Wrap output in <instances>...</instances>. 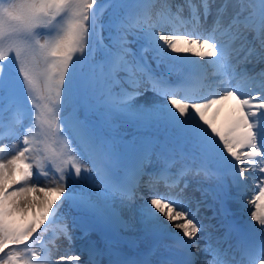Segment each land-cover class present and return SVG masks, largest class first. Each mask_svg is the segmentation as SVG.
<instances>
[{
    "label": "snow or ice",
    "instance_id": "1",
    "mask_svg": "<svg viewBox=\"0 0 264 264\" xmlns=\"http://www.w3.org/2000/svg\"><path fill=\"white\" fill-rule=\"evenodd\" d=\"M105 9H111L107 20ZM129 35L144 42L139 56L128 47L135 42ZM258 65H264V0H0V142L22 135L24 145L6 162L0 156V264H48L35 248L41 238L33 234L45 221H60L64 204L134 230L121 220L114 200L119 197L122 207H131L144 176L150 191L162 185L171 193L153 195L138 209V223L152 238L151 246L136 258L89 244L84 264H104L105 255L107 264H264V68L257 71ZM206 66L215 68L226 86L198 95L196 85ZM239 79L258 80L259 90L252 94L231 86ZM147 92L152 99L134 103ZM80 97L92 101L99 125L70 116ZM229 100L236 101L240 116L222 132L205 112ZM121 119L162 125L170 134L159 143L144 139L131 145V162L121 164L118 139L105 131ZM41 144L45 156H26L39 152L36 146ZM153 156L160 167L149 172ZM45 159L58 173H53L52 187L41 186L38 179L29 183L33 167L41 168ZM249 171L256 174L251 179L258 191L247 204L254 207L251 220L260 227L249 224L250 236L233 243L231 226L217 236L210 231L213 225L197 219L201 201L186 190L189 177L198 178V184L215 180L222 185L230 175L247 209L240 193L247 188L242 181L249 179ZM17 175L20 187L9 191L5 181ZM77 183L82 185L79 191ZM37 189L63 198V203L51 201L37 223L18 224L15 214L31 206L19 198ZM61 232L71 241L66 223ZM200 239L205 240L203 247ZM161 249L172 255L161 254L154 261Z\"/></svg>",
    "mask_w": 264,
    "mask_h": 264
},
{
    "label": "rangeland",
    "instance_id": "2",
    "mask_svg": "<svg viewBox=\"0 0 264 264\" xmlns=\"http://www.w3.org/2000/svg\"><path fill=\"white\" fill-rule=\"evenodd\" d=\"M103 3H105V1L102 2V4ZM110 14H111V9H105L103 19L107 20V18ZM103 36L105 38V43L107 44L108 43V37H109V32L107 31V29L104 30ZM128 39H129V41H135V42L129 43L128 47L131 48L132 52L135 53L136 56H139L141 45L144 43L143 40L142 39L137 40L132 35H129ZM150 53L151 52L145 53V55L147 56ZM77 55H79V54H77ZM193 56H195V55H193ZM197 58H199V57H197ZM94 60H96V61L100 60V53H97L95 55ZM152 66L155 69L154 63L152 64ZM161 70H163V68H161ZM29 107H31V105H29ZM76 107H77V111L75 113H71L70 116H74V115H78L80 117L82 115L87 116L88 120L94 126L99 125L101 123L99 115L93 110L92 101L90 99H88L87 97H80L79 102L76 105ZM63 114L64 113L62 112L61 116H64ZM7 116H8V114L5 113L6 122H7ZM121 120H123V119H121ZM117 121L118 120L113 121V126ZM128 123L134 124V127L129 131H125L123 129L113 130V127L111 129H105L106 133H110V134L115 135L117 137V139H118L117 150H118V152H120L122 154L121 158L129 152L128 149H124V148L130 147L131 145L134 144V142L133 143H126L128 140L132 139L131 135L133 133L137 132L139 135L144 136V134H143L144 132L150 131L154 135V137L159 136L160 134H164V136L168 137V135L170 134V133L166 132L165 128L162 125H151V124H147V123L137 124V123L131 122V121H128ZM142 140H144V139L142 138L140 141H142ZM0 147H5L4 153H0V156H3V158L6 162L7 159L11 158V155H13L17 149L24 147L23 136L17 135V136L12 137V138L5 136L4 140L2 142H0ZM36 147H39L41 150L39 152L27 153L26 156L36 157V158H40V157L45 156V153L43 151V145L42 144L37 145ZM30 162H32L35 165V160H31ZM56 163H58V161ZM32 171H33V177L29 180V183H32V181L38 179L40 181L41 186H47V187L54 186L53 182H51V181H53V173H55V167H54V164L51 160L45 159L41 168H37L34 166ZM37 172H40L39 176H37ZM44 173H48V174L45 175ZM55 174L58 175V173H55ZM18 178L19 177L17 175L14 177H10L7 181H5V184L8 187L9 191H12L14 188L20 187L19 184L15 183V180ZM196 185H198V183L197 182L193 183V181H192V184L189 187L191 189H194L196 187ZM32 192L33 191H30V192L26 193L25 195L21 196L19 198L20 201H23L25 199V197ZM49 196L50 197L47 198L48 200L45 202L46 203L45 209L47 208V205L51 201L56 200L55 194H50ZM62 203H63V198H61V200H56L57 205L62 204ZM55 207H56V205H53V208H55ZM45 209H41L37 204H33V206L26 208L22 212L16 213L14 218L17 221V223H21L22 225L34 224V223L39 222V220L42 218ZM60 214H61L62 219L55 224H59L62 228V226L66 223L68 231L72 236L71 241H69V240L63 241L64 243L59 244V246L56 247L57 249L54 250L52 260L53 261L54 260L59 261L61 264H75L77 262L82 263L80 260L79 261L72 260V259H70V257L79 256L81 258V253L79 251H75L74 248L80 242H84V240L86 238H88V239L91 238L92 240L95 241V243L97 242V240L95 239L96 237H98V239H99L97 228L101 229L102 231L108 232V233H111L112 231H114V232L119 233V234L121 233V234L128 235V234L133 232V230H125L123 228L115 227V225H112V224L103 223L88 213H85L82 211H77L75 209H70L67 204H64V206L60 209ZM55 224H48V222L45 221V224L41 225V228L38 229V231L33 234V237H40L41 238V242L35 244V248L37 251L43 252L46 250L44 247H41V246L45 240H47V239H49L55 235L54 234L55 232L52 231L51 229H49L50 227L52 228ZM140 230H141V227H140ZM134 231L139 233L138 230H134ZM85 232H87L86 238H84ZM92 240H86L85 243H91L92 244L93 243ZM100 240L104 241V242H108L109 239L108 238H105V239L101 238ZM144 240L145 239H142V241H144ZM134 241H135V243L140 244L139 239L135 238ZM27 243H32V238H30V240ZM0 255H3V254L0 253Z\"/></svg>",
    "mask_w": 264,
    "mask_h": 264
},
{
    "label": "bare ground",
    "instance_id": "3",
    "mask_svg": "<svg viewBox=\"0 0 264 264\" xmlns=\"http://www.w3.org/2000/svg\"><path fill=\"white\" fill-rule=\"evenodd\" d=\"M172 55L188 56L189 53H180V54L173 53ZM262 68H264V67H262ZM211 69L216 70L215 68H212V67H211ZM205 72L208 73L207 71H202V74H201V76H200L199 79L202 80V77L204 75H206ZM201 80H199L198 84L201 83ZM152 98H153V94L151 92H147V93H145L144 96L139 97L134 103H136L138 105H144L146 101H148V100H150ZM155 99L160 104L165 103V101L162 98H155ZM169 107H171V106L169 105ZM213 107H214V109L211 111L210 115L209 114L205 115V118L208 119L210 121V123L212 124V126L216 127L219 131L226 132L229 122L231 120H233L235 118H238L240 116L239 106L236 104V102H233V100L226 101L222 105H215ZM217 109H218L219 112H222V113L225 112L223 114V116L220 117V118H218V115H214V111H216ZM131 122H134V121H131ZM123 124L124 123H122V126H124L126 128V125L125 124L123 125ZM130 162H131V155H129L127 157V159H121V164H128ZM82 174L84 175L83 172H82ZM72 175L74 176V173H72ZM88 175L94 177V173L91 172V171H89ZM224 177H226V181L229 183V188L228 189H230V191H233L234 193H236L237 192V188L233 184L231 176L230 175H225ZM51 182H53V181H51ZM67 182H68L69 186H72V177L71 176H70V178L68 179ZM205 182H208L209 183L210 181H205ZM92 183H96L95 179H93ZM142 184H143V181H142ZM75 187H76L77 191H79L82 188V185L79 184V183H77L75 185ZM98 190L99 189H94V191H98ZM139 192H141L142 195L149 194V193H143L141 189H140ZM234 193L231 194V197L234 198V201L233 202L235 204V207L233 209H236V208H238L240 206V202L239 201L237 202L238 198H237V196L234 195ZM153 194H157V193L153 191ZM49 195H50V193H48L47 191H39V189H37L36 191H33L32 193H30L29 195H27L25 197V199L23 201H21V202L23 203L26 200V201H28L30 203L31 206H33V204H37L41 209H45V207H46V203L45 202L48 200L47 198L50 197ZM187 195L188 196L195 197V199L197 201H201L202 202L201 204H203L207 198H210V199L213 200V204L215 206H218L219 205L218 204V201L216 200L215 197H213V195H212V197L210 195H208V194H205L204 195V194L200 193L198 190L191 189L190 191H187ZM117 202H120V200L114 202V205L119 210V213H122V206H121L120 203H117ZM144 204L145 203L141 204L140 206L134 205V210L136 211L135 212L136 214L138 212V209L140 207H142ZM200 213L201 212H199V214ZM207 213L209 214V212L204 211L203 215L207 216ZM133 222H136V229L137 230H140V227L142 229V226L138 223L137 216H135V218L133 219ZM209 225H213L215 227L214 223H209ZM49 229H51V230H57V233L53 237H51V238H49V239H47V240H45L43 242V244H42L43 246H41V247H44L46 250L43 251V252H41V253L43 255H46L47 256V258H48V264H61L59 261H55V260L53 261L52 260L53 259V254H54V250L57 249L56 247H58L59 244L63 243V241H68V239H66V238L63 237V234L61 232V226L59 224H55L52 228L50 227ZM123 239L128 240V238H123ZM167 242H168V244H172L169 241H167ZM93 244L98 249L104 250L106 252L108 251L104 247V241H102V242L97 241L95 243V241L93 240ZM109 248H111L114 251H119L122 254H123V251H124L123 249H121L119 247L110 246ZM75 250L76 251L83 252V257L81 259L82 263H78V262L77 263L78 264H84V261H85V259L87 257V253L84 254V249L81 248V247H79V246H75ZM162 251H163V249H161V252ZM106 256L107 255H105L103 259H104V262H106V264H107V261H108L109 257L107 256L108 258H105ZM113 258H115V257H113ZM77 263H75V264H77Z\"/></svg>",
    "mask_w": 264,
    "mask_h": 264
}]
</instances>
